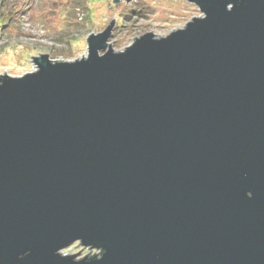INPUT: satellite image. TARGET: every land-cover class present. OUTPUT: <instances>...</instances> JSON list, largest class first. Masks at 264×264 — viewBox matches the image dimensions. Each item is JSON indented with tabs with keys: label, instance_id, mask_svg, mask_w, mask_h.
<instances>
[{
	"label": "water",
	"instance_id": "1",
	"mask_svg": "<svg viewBox=\"0 0 264 264\" xmlns=\"http://www.w3.org/2000/svg\"><path fill=\"white\" fill-rule=\"evenodd\" d=\"M186 1L0 74V264H264V0Z\"/></svg>",
	"mask_w": 264,
	"mask_h": 264
},
{
	"label": "rangeland",
	"instance_id": "2",
	"mask_svg": "<svg viewBox=\"0 0 264 264\" xmlns=\"http://www.w3.org/2000/svg\"><path fill=\"white\" fill-rule=\"evenodd\" d=\"M0 11L6 14L4 19L10 15L0 29V74L10 76L31 71L30 56L39 53L63 61L86 55L85 37L104 29L113 18L108 42L118 51L134 41L131 37L145 32L160 37L201 15L198 7L186 0H7ZM76 245L72 243L63 252L83 249L77 254L83 257L91 251ZM94 253L95 249L87 255Z\"/></svg>",
	"mask_w": 264,
	"mask_h": 264
},
{
	"label": "trees",
	"instance_id": "3",
	"mask_svg": "<svg viewBox=\"0 0 264 264\" xmlns=\"http://www.w3.org/2000/svg\"><path fill=\"white\" fill-rule=\"evenodd\" d=\"M7 1V0H0V5L4 4V2ZM6 16V14L3 12V11H0V20L3 22L2 24L0 23V29L2 27H4V25L8 22V18L10 15H8V17H6V19H4Z\"/></svg>",
	"mask_w": 264,
	"mask_h": 264
},
{
	"label": "built area",
	"instance_id": "4",
	"mask_svg": "<svg viewBox=\"0 0 264 264\" xmlns=\"http://www.w3.org/2000/svg\"><path fill=\"white\" fill-rule=\"evenodd\" d=\"M34 68V67H33ZM84 248H87V247H84ZM92 251V250H91ZM62 252H63V250H62ZM98 251L96 250V253H97ZM64 253V252H63Z\"/></svg>",
	"mask_w": 264,
	"mask_h": 264
}]
</instances>
